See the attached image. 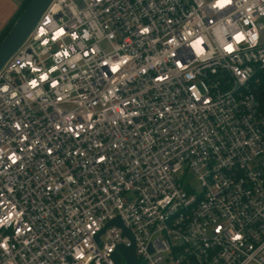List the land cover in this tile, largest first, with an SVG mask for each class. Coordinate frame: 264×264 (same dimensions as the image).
<instances>
[{
    "label": "built area",
    "instance_id": "2783aa9c",
    "mask_svg": "<svg viewBox=\"0 0 264 264\" xmlns=\"http://www.w3.org/2000/svg\"><path fill=\"white\" fill-rule=\"evenodd\" d=\"M117 218L138 263L264 264V0H52L2 66L0 264H118Z\"/></svg>",
    "mask_w": 264,
    "mask_h": 264
},
{
    "label": "water",
    "instance_id": "95a60500",
    "mask_svg": "<svg viewBox=\"0 0 264 264\" xmlns=\"http://www.w3.org/2000/svg\"><path fill=\"white\" fill-rule=\"evenodd\" d=\"M51 1L52 0H30L18 15L9 31L0 41V69L30 34ZM108 227L122 228L123 234L128 236L133 242L131 247L121 245L117 248V253L113 256L118 264H122V257L126 260L125 264H147L144 260L138 263L134 238L131 232L123 225L120 218L111 221L106 226V228ZM104 232L105 230H103L100 235L104 234ZM100 235L97 237V241H99Z\"/></svg>",
    "mask_w": 264,
    "mask_h": 264
},
{
    "label": "crops",
    "instance_id": "0c3cea01",
    "mask_svg": "<svg viewBox=\"0 0 264 264\" xmlns=\"http://www.w3.org/2000/svg\"><path fill=\"white\" fill-rule=\"evenodd\" d=\"M24 0H0V36L15 19Z\"/></svg>",
    "mask_w": 264,
    "mask_h": 264
},
{
    "label": "trees",
    "instance_id": "16d2710c",
    "mask_svg": "<svg viewBox=\"0 0 264 264\" xmlns=\"http://www.w3.org/2000/svg\"><path fill=\"white\" fill-rule=\"evenodd\" d=\"M30 0H24L23 3L20 6L19 12L16 15V18L18 17V15L21 13V11L26 7V5L29 3ZM15 21V20H14ZM14 21L7 27L5 28V30L3 31V33L0 36V41L3 39V37L6 35V33L9 31L10 27L12 26V24L14 23Z\"/></svg>",
    "mask_w": 264,
    "mask_h": 264
},
{
    "label": "rangeland",
    "instance_id": "374dc122",
    "mask_svg": "<svg viewBox=\"0 0 264 264\" xmlns=\"http://www.w3.org/2000/svg\"><path fill=\"white\" fill-rule=\"evenodd\" d=\"M187 182H190L192 186L194 187H198V183L196 182L195 178L193 176H188V178L186 179Z\"/></svg>",
    "mask_w": 264,
    "mask_h": 264
}]
</instances>
